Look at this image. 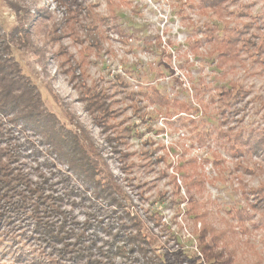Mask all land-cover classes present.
I'll list each match as a JSON object with an SVG mask.
<instances>
[{"label":"rangeland","instance_id":"1","mask_svg":"<svg viewBox=\"0 0 264 264\" xmlns=\"http://www.w3.org/2000/svg\"><path fill=\"white\" fill-rule=\"evenodd\" d=\"M0 26L61 144L109 177L15 129L14 175L49 202L1 198L0 264H264V0H0Z\"/></svg>","mask_w":264,"mask_h":264},{"label":"trees","instance_id":"2","mask_svg":"<svg viewBox=\"0 0 264 264\" xmlns=\"http://www.w3.org/2000/svg\"><path fill=\"white\" fill-rule=\"evenodd\" d=\"M10 3L12 4H10L11 6L16 7L14 2L10 1ZM19 31H21L19 26H14L10 32L0 26V123H2V120H5L6 123L10 124V127L5 131L0 128V138H5L4 142L0 140V200L2 198L4 202L9 201L16 191H26L18 195L21 202H17V204L21 203L23 208L27 204L32 205V210L36 211L39 209L41 211L40 213H44L46 210L45 207L49 202V200H47L48 196L44 195V189L47 187L44 186L46 178L39 183H33L29 178L25 179L22 173H19L18 176L14 175V166L11 167L10 162L17 160L20 156L21 152H19V150L29 151L31 148H34V146H29L30 143L16 142L14 138H11V133L14 134L15 129L16 132L28 131L29 133L30 131H37L39 135L46 136L50 140L48 144L49 147H51L55 153H62V151H64V156L70 161L68 163L72 168L76 166L78 169L85 172L86 175L103 176L102 182L99 180L100 183L104 182V184H108L109 177L106 176L107 172L104 170L101 162H99L100 160H98V154L89 156L85 149L80 148L78 150L80 154L77 156L79 161L74 157L69 148L72 147V150H74L75 145H80L78 138L73 145L71 144L73 141L61 144L60 137L55 134L53 127H51L50 123L47 121L48 116L43 112V102L36 86L24 75L19 63L12 56V45L15 42L21 41L19 38L14 40L15 33ZM26 42L28 43V41ZM19 43L21 44V42ZM7 149L13 153L7 154L6 156L4 151ZM3 159L10 161H4ZM25 193L30 195V197L25 196ZM50 202L52 205H55L54 199H52V201L50 200ZM48 217L50 218L53 216ZM51 231L57 234L59 233V231L54 228L51 229ZM136 237L137 236L133 235L122 240V245L130 243L129 241L131 239H136ZM136 243L140 244V240H136ZM125 247L126 246H118V244L115 248L108 247L106 252H104V255L108 257L106 262L110 259L109 252L114 250L117 251V254L119 253L118 255L122 256ZM131 248L133 249L132 246ZM137 252L139 253V251ZM92 253L94 252L90 245L73 250L75 258L85 257L86 260H90Z\"/></svg>","mask_w":264,"mask_h":264}]
</instances>
